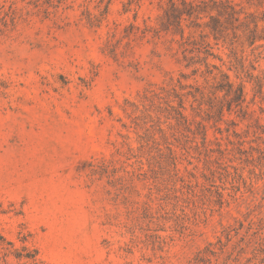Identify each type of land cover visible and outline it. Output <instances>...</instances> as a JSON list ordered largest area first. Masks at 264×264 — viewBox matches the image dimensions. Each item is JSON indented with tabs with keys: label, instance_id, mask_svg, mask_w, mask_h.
<instances>
[{
	"label": "rangeland",
	"instance_id": "1",
	"mask_svg": "<svg viewBox=\"0 0 264 264\" xmlns=\"http://www.w3.org/2000/svg\"><path fill=\"white\" fill-rule=\"evenodd\" d=\"M166 6L0 0V264H264V39L189 60Z\"/></svg>",
	"mask_w": 264,
	"mask_h": 264
},
{
	"label": "trees",
	"instance_id": "2",
	"mask_svg": "<svg viewBox=\"0 0 264 264\" xmlns=\"http://www.w3.org/2000/svg\"><path fill=\"white\" fill-rule=\"evenodd\" d=\"M31 1L35 4L38 0ZM55 1L57 3H53V0H44L45 3L53 6H59L66 0ZM243 1L249 4L254 3L257 7H262L264 4V0ZM237 6H240V4L232 0H201L200 2L197 0H167L166 8H161L162 14L158 15V18H160L159 27H154L153 30L155 33L164 31L166 33L171 32L173 34H178L181 44H183L184 47L182 50L184 58H188L186 52L193 53L194 51H201L202 45L203 49L205 48V50H208L210 42L207 39L212 38L215 43H217L219 40L225 39L229 31H231L233 36H237L236 31L242 29V31L247 33L249 45H253L256 39H264V35L257 34L259 23L260 21H264V17L258 18L250 13L240 17V13L242 12L236 9ZM204 18H207V20H204ZM147 28L151 27L146 26L144 30ZM185 28L189 30L187 35H185ZM197 31H199L200 41L194 37V33ZM188 59L190 60V58ZM187 65H189V62L186 66ZM221 75L228 77L225 73ZM225 85H227L228 89L223 88V86H220L218 89H220V91L225 90L228 94H232L231 102L238 105L244 101L245 96L242 85L239 84L233 87L231 82H227ZM6 245H12V243L0 234V248L6 250L3 255L10 252ZM11 253H13L14 257L18 260L25 259L30 262V264L42 263V261L37 258L35 249L29 250L27 247H23L22 251L15 249V251Z\"/></svg>",
	"mask_w": 264,
	"mask_h": 264
}]
</instances>
